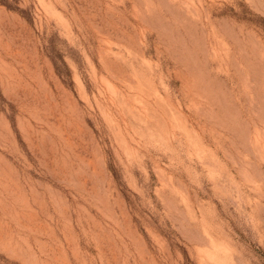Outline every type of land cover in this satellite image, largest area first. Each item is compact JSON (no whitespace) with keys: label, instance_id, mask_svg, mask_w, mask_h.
Here are the masks:
<instances>
[{"label":"rangeland","instance_id":"1","mask_svg":"<svg viewBox=\"0 0 264 264\" xmlns=\"http://www.w3.org/2000/svg\"><path fill=\"white\" fill-rule=\"evenodd\" d=\"M0 264H264V0H0Z\"/></svg>","mask_w":264,"mask_h":264}]
</instances>
